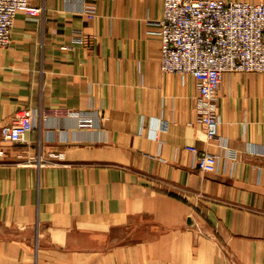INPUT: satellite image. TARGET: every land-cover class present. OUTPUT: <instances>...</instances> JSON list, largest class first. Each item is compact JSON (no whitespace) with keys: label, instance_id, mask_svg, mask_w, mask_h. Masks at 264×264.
Returning <instances> with one entry per match:
<instances>
[{"label":"crops","instance_id":"obj_1","mask_svg":"<svg viewBox=\"0 0 264 264\" xmlns=\"http://www.w3.org/2000/svg\"><path fill=\"white\" fill-rule=\"evenodd\" d=\"M30 1L0 48V126L38 112L0 142V264H264V72L223 74L212 141L160 69L163 0Z\"/></svg>","mask_w":264,"mask_h":264},{"label":"built area","instance_id":"obj_2","mask_svg":"<svg viewBox=\"0 0 264 264\" xmlns=\"http://www.w3.org/2000/svg\"><path fill=\"white\" fill-rule=\"evenodd\" d=\"M87 11L94 10L88 7ZM19 12L37 17L44 7L30 0H0V48L11 45ZM156 24L161 39L160 69L195 78L199 120L209 138L220 141L217 93L223 74L264 72V1L163 0V14ZM73 38L91 44V38L81 30L74 32ZM37 117L31 107L16 112L10 122L0 126V142L24 141ZM185 149L195 155L200 171L218 170L223 154L199 151L193 145Z\"/></svg>","mask_w":264,"mask_h":264},{"label":"rangeland","instance_id":"obj_3","mask_svg":"<svg viewBox=\"0 0 264 264\" xmlns=\"http://www.w3.org/2000/svg\"><path fill=\"white\" fill-rule=\"evenodd\" d=\"M257 73H260V72H257ZM183 76H185V75H183ZM197 95H198V93H197ZM197 95H196V97H195V110H196V112H197V114H198V122L202 125V127L204 128V130H205V127H204V125L200 122V120H199V112H198V110L196 109V99H197ZM217 98H219L218 97V93H217ZM218 109H219V103H218ZM218 109H217V117H218V120H219V123H220V117H219V115H218ZM205 132H206V130H205ZM206 135H207V133H206ZM207 138L209 139V140H214L215 141V139H211V138H209V136L207 135ZM186 147V146H185ZM203 172V171H202ZM133 240H138V236L137 237H133L130 241H133ZM130 241H128V242H130Z\"/></svg>","mask_w":264,"mask_h":264},{"label":"water","instance_id":"obj_4","mask_svg":"<svg viewBox=\"0 0 264 264\" xmlns=\"http://www.w3.org/2000/svg\"><path fill=\"white\" fill-rule=\"evenodd\" d=\"M192 223V222H191Z\"/></svg>","mask_w":264,"mask_h":264}]
</instances>
